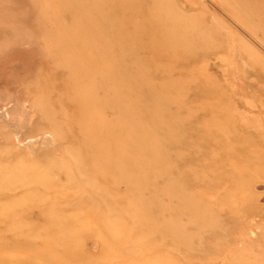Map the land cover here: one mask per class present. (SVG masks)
I'll return each mask as SVG.
<instances>
[{"label": "rangeland", "instance_id": "374dc122", "mask_svg": "<svg viewBox=\"0 0 264 264\" xmlns=\"http://www.w3.org/2000/svg\"><path fill=\"white\" fill-rule=\"evenodd\" d=\"M0 264H264V0H0Z\"/></svg>", "mask_w": 264, "mask_h": 264}]
</instances>
